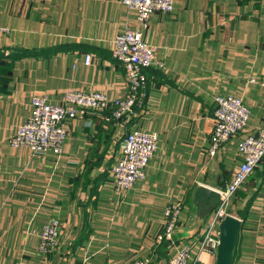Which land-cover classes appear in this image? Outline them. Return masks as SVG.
I'll list each match as a JSON object with an SVG mask.
<instances>
[{
	"label": "crops",
	"instance_id": "crops-1",
	"mask_svg": "<svg viewBox=\"0 0 264 264\" xmlns=\"http://www.w3.org/2000/svg\"><path fill=\"white\" fill-rule=\"evenodd\" d=\"M175 3L172 13L153 14L143 35L164 66L147 70L131 121L115 123L108 112L69 120L57 157L9 143L30 118L32 98L60 104L68 90L125 97L129 82L110 43L140 28L137 14L121 0H0V28L8 29L0 34V264H170L188 245L197 258L215 211L205 190L226 188L240 142L264 129V0ZM218 95L241 97L251 121L212 157ZM133 129L156 132L159 146L146 178L120 194L111 169ZM239 194L230 203L232 216L245 217L234 264H264V159ZM176 203L184 209L168 240L165 211ZM51 218L62 234L45 257L32 232ZM199 257L216 264L213 253Z\"/></svg>",
	"mask_w": 264,
	"mask_h": 264
},
{
	"label": "built area",
	"instance_id": "built-area-1",
	"mask_svg": "<svg viewBox=\"0 0 264 264\" xmlns=\"http://www.w3.org/2000/svg\"><path fill=\"white\" fill-rule=\"evenodd\" d=\"M176 0H121L127 9L134 10L139 21V29L126 30L117 35L110 43L111 55L123 67L129 82V93L123 98L112 99L103 92L87 93L68 90L60 104H53L47 96H34L31 100V116L19 125L14 137L9 141L13 148H26L35 156H46L49 153L62 155L68 135L67 121L79 119L89 114L110 113L108 120H121L131 116L145 97L148 76L147 70L153 66L163 68L157 60V48L143 37L149 27L150 17L155 13L162 15L172 13ZM8 29L0 28V34ZM85 64L91 65L94 56L85 55ZM252 82L254 80L252 79ZM214 129L212 132L209 155L215 157L221 146L243 133L251 121L250 110L241 97L220 96L215 98ZM121 156L112 167L115 189L120 194L132 190L138 181L146 178L153 155L158 149L159 139L156 132H144L133 129L122 139ZM241 162L236 168L226 188L220 190V203L210 217L203 241L198 247L197 258L194 246L181 247L174 253L170 264H200L199 254L208 252L216 256L220 245L219 226L221 220L231 215L230 202L244 183L253 174L254 169L264 159V129L246 135L238 146ZM181 203L171 204L165 211V238L171 240L182 213ZM32 233L39 239V253L46 256L57 246L62 234L61 222L51 218ZM132 264H152L151 258L139 260Z\"/></svg>",
	"mask_w": 264,
	"mask_h": 264
},
{
	"label": "water",
	"instance_id": "water-1",
	"mask_svg": "<svg viewBox=\"0 0 264 264\" xmlns=\"http://www.w3.org/2000/svg\"><path fill=\"white\" fill-rule=\"evenodd\" d=\"M205 191L211 195L212 203H210V205L212 206V209L215 210L220 203L219 193L210 189H206ZM242 225V220L232 215H228L221 220V224L219 226L220 245L216 253V264H234V253L239 242L238 237L242 229Z\"/></svg>",
	"mask_w": 264,
	"mask_h": 264
},
{
	"label": "trees",
	"instance_id": "trees-1",
	"mask_svg": "<svg viewBox=\"0 0 264 264\" xmlns=\"http://www.w3.org/2000/svg\"><path fill=\"white\" fill-rule=\"evenodd\" d=\"M15 56H20V51L15 52ZM136 110H138L137 107L135 108V111H136ZM129 117H130V116H127V117L122 118L121 120H116V121H114V122H115V123H116V122L122 123V122H128V121H131V120H129ZM126 133H127V131L124 133L122 139L124 138V136H125ZM247 181H248V180H247ZM246 183H247V182H246ZM246 183H244V185H245ZM244 185H243V186H244ZM243 186H242L241 189H240L239 191H237V193L233 196V198L231 199V202H230V203H232L233 199H237V197H239V195H240L239 193H240L241 190L243 189ZM230 205H231V204H230ZM230 209H231V208L229 207V212H231ZM242 220H243V223H244V221H245V217H243ZM163 239H165L164 236H163L162 240H163ZM235 251H236V250H235ZM53 252H55V251L53 250ZM53 252H52V253H53ZM52 253H51V254H52ZM51 254H48V255H46V256L48 257V256H50ZM173 255H174V254H173ZM173 255L171 256V260H172ZM234 255H235V253H234ZM171 260H170V262H171Z\"/></svg>",
	"mask_w": 264,
	"mask_h": 264
},
{
	"label": "rangeland",
	"instance_id": "rangeland-1",
	"mask_svg": "<svg viewBox=\"0 0 264 264\" xmlns=\"http://www.w3.org/2000/svg\"><path fill=\"white\" fill-rule=\"evenodd\" d=\"M243 133H244V132H243ZM255 169H256V168H255ZM255 169H254V171H255ZM181 206H183L182 203H181ZM183 209H184V206H183ZM183 209H182V212H183ZM181 215H182V213H181ZM181 215H180V216H181ZM179 218H180V217H179ZM49 221H50V220H49ZM49 221H48V222H49ZM178 221H179V219H178ZM44 224H45V223H44ZM59 245H60V244H59V241H58V246L54 249V251H56V250L59 248ZM52 252H53V250H52ZM52 252H51V253H52ZM51 253H50V254H51ZM45 257H46V256H45Z\"/></svg>",
	"mask_w": 264,
	"mask_h": 264
}]
</instances>
